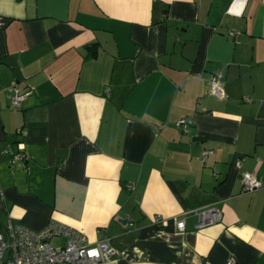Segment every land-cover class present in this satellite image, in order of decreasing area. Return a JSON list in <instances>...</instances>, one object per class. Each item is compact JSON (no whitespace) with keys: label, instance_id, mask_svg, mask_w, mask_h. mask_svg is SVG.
Masks as SVG:
<instances>
[{"label":"crops","instance_id":"1","mask_svg":"<svg viewBox=\"0 0 264 264\" xmlns=\"http://www.w3.org/2000/svg\"><path fill=\"white\" fill-rule=\"evenodd\" d=\"M0 24V232L108 237L99 264H264V187H241L264 183V0H0Z\"/></svg>","mask_w":264,"mask_h":264},{"label":"built area","instance_id":"2","mask_svg":"<svg viewBox=\"0 0 264 264\" xmlns=\"http://www.w3.org/2000/svg\"><path fill=\"white\" fill-rule=\"evenodd\" d=\"M207 90L218 100L224 98L222 84L216 78L208 81ZM6 93L13 109H18L27 95L18 84L8 87ZM192 124L193 121L190 119H180L175 123L179 128ZM23 150L24 147L19 142L14 146L8 145L3 150V154L11 163L23 162L25 160ZM210 153V151L204 152L203 158ZM235 166H240L238 161L235 162ZM241 187L243 192H253L264 187V183L250 173H243ZM194 213L198 216V223L195 225L197 229L217 223L221 219L220 212L215 208L194 211ZM159 220V217H155V221ZM177 229L184 231L183 220L177 222ZM53 238H63V245L54 246L51 243ZM113 255L114 251L108 237H103L96 244H89L80 232L54 221H50L40 231H32L22 225L8 222L5 231L0 232V264H99L110 260ZM226 264H236V262L229 258Z\"/></svg>","mask_w":264,"mask_h":264},{"label":"trees","instance_id":"3","mask_svg":"<svg viewBox=\"0 0 264 264\" xmlns=\"http://www.w3.org/2000/svg\"><path fill=\"white\" fill-rule=\"evenodd\" d=\"M94 56V55H93Z\"/></svg>","mask_w":264,"mask_h":264}]
</instances>
